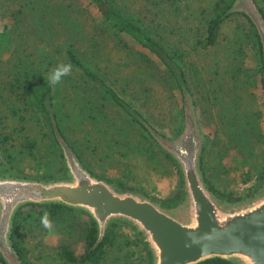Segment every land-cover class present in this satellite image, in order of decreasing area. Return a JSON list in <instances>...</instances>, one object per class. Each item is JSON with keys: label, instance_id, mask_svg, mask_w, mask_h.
<instances>
[{"label": "rangeland", "instance_id": "374dc122", "mask_svg": "<svg viewBox=\"0 0 264 264\" xmlns=\"http://www.w3.org/2000/svg\"><path fill=\"white\" fill-rule=\"evenodd\" d=\"M115 2L143 20L163 46L164 57L107 28L88 0H0V132L9 134L2 145L5 151L0 148V173L42 177L44 161L52 167L51 160L61 147L52 145L49 120L36 102L28 109L22 102L19 105L15 90L23 89L18 83L31 82L39 92L38 77L47 79L57 64L67 63L65 49L73 46L90 68L164 134L158 135L159 141L150 138L103 95L94 80L73 67L72 75L52 88L51 103L70 144L99 164L92 166L95 172L123 178L172 214L185 215L182 206L187 197H182L180 175L165 157L162 142L177 140L185 126V102L166 61L173 68L181 67L191 93L187 106L200 136L199 166L201 162L218 189L233 188L240 197L234 202L254 195L264 185V174L258 178L255 171L263 160L264 145L255 138L247 144L246 134L243 143L231 139L233 131L247 125L244 118L250 114L264 133V92L253 70L249 23L238 13L242 10L255 17L252 2L235 0L233 12L219 24L213 43L205 38L214 0ZM255 2L264 8V0ZM255 12L260 15L257 8ZM28 141L33 142L32 148ZM247 157L255 165L244 180L243 173L252 167L250 161L245 162ZM215 195L225 197L219 192ZM50 218L52 231L34 219L17 230L29 264H66L60 253L64 239L76 255L86 246L80 233L88 216L61 212ZM118 245L115 241L107 246L99 264H115ZM8 262L17 264V259Z\"/></svg>", "mask_w": 264, "mask_h": 264}, {"label": "water", "instance_id": "95a60500", "mask_svg": "<svg viewBox=\"0 0 264 264\" xmlns=\"http://www.w3.org/2000/svg\"><path fill=\"white\" fill-rule=\"evenodd\" d=\"M250 2L264 59V21ZM185 109V132L175 141L162 139L181 164L187 190L184 216L172 214L143 192L118 187L92 174L57 132L66 176L40 179L0 173V250L7 260L17 259L10 240L16 207L25 202L54 201L84 210L95 220V245L111 221L130 222L147 241L151 264H194L214 256L238 264H264V185L240 202L218 198L201 174L200 139L190 108Z\"/></svg>", "mask_w": 264, "mask_h": 264}, {"label": "trees", "instance_id": "16d2710c", "mask_svg": "<svg viewBox=\"0 0 264 264\" xmlns=\"http://www.w3.org/2000/svg\"><path fill=\"white\" fill-rule=\"evenodd\" d=\"M90 3L94 5L98 13L102 16L105 21L106 27L112 30L117 34H123L130 37L133 41L138 43L140 46L144 48H148L150 50L156 51L159 55L163 52V46L159 43V40L151 35L149 29L145 27L143 20H140L138 17H133L125 10H122L115 2V0H88ZM253 2L256 5V8L260 15L264 20V8L263 6H259L256 4L255 0ZM235 0H214L212 4V16L207 20V27H206V38L205 40L208 43H213L215 41L217 35V29L219 24L228 17L233 12V5ZM259 3V0H257ZM242 16L246 17V21L249 23L248 29L250 31L248 38L250 42V51L253 53V70L258 78L259 84L262 86L264 92V59H263V46L262 41L260 38L259 31L256 27V24L253 22L252 18L246 14L242 10H238ZM1 38V33H0ZM161 50V52H160ZM65 59L67 63H71L73 67L79 69L86 77L95 81L101 89L103 90V95L108 97L115 105L120 107L125 111V113L134 120L137 124L141 126V128L149 135L150 138H153L159 141L158 135L164 137V134L160 132L152 123H150L137 109L130 105V103L125 100L105 79L99 75L95 70L90 68L83 59L79 56L78 52L73 46H68L65 49ZM164 61V59H162ZM165 65L166 68L171 69L172 76L174 81L176 82L177 86L180 88V93L182 100L191 98V93L189 88L187 87L185 76L181 70V67L177 65L176 68H173L172 65L166 61ZM177 69V70H176ZM42 68L38 73H41ZM27 81V80H26ZM252 81L253 78H252ZM38 85L41 86L39 92L36 91V86L28 82L27 84H19L21 88L16 87V94L19 96L18 100L19 105L22 102L23 108L28 109L29 107L33 106L36 102L37 105L42 108L45 116L49 120V125L52 133V145L57 149L58 146L61 147L60 142L57 137V132L60 136L68 143V145L74 150L76 156L80 160L81 164L84 163L92 174L104 178L118 187L121 188H128L133 189V186L129 184L126 180L119 177H114L113 175H104L102 173L95 172L92 168L94 165H99L92 162V158L87 154H83L80 151H77L75 147L70 144V142L65 137V132L62 127L61 123V116L54 110L52 107L51 99L53 97L52 87H49L47 79L43 77H38ZM57 87V86H56ZM57 89V88H56ZM264 103V102H263ZM33 108V107H31ZM30 108V109H31ZM254 114H250L245 117L246 126H242V128H237L235 131L231 133V139L236 142H245L244 135L246 134V143L253 144V138L260 139L262 144L264 145V133L258 128V122H254ZM22 116H20L21 118ZM244 124V120L242 121ZM232 126V124H230ZM9 137V134L6 132H0V148L2 147L5 151L6 147L2 145L5 144V140ZM27 145L31 148L33 147V142H27ZM252 147V146H251ZM165 157L169 160V162L174 165L177 169V172L181 178V186H182V197L184 196V192L186 193L187 190L185 188V181L182 177V169L181 164L178 159L168 150L164 152ZM54 158L52 161V167L50 166L49 161H44V171L42 173V177H32V178H56V177H63L67 175L66 165H65V158L63 154V150H61L54 154ZM6 158H11L10 155H7ZM201 160V157H200ZM253 158L249 159L246 158L245 162H251L252 167L250 171L243 173L244 180L248 179L249 176L252 174L253 165L255 162L252 161ZM83 165V164H82ZM17 169L21 170L17 164H14ZM200 169L203 179L206 185L214 192V193H221L222 196H225L224 199L227 201H236L240 199V197L234 193L232 187L225 186L224 189H218L215 184L211 181V179L207 176L205 171L203 170V166L200 162ZM64 170L62 175H56L57 173ZM257 177L261 178L264 174V157L261 160L260 165L258 166ZM2 174H10L20 177H31L27 175H17L13 173H2ZM144 193V192H143ZM181 193V192H180ZM179 193V194H180ZM147 196V193H145ZM152 198V196H150ZM154 198V197H153ZM155 200V198H154ZM47 211L50 214V217L54 216L56 213L66 212V213H73V212H81L88 216L87 221H83L81 226V233L80 235L86 242V246L84 247L83 251L76 255L69 245L66 243L64 239L60 245V253L61 258L63 259L64 263L66 264H99L102 261V258L105 256V252L107 246H111L115 241L119 243L118 245V252H117V259L115 264H151L152 257L150 248L148 246L147 241L144 239L142 233L130 222L125 220H113L111 221L105 229V232L100 240V242L95 245L97 235H98V228L96 225L95 220L84 210L79 208H75L73 206H68L63 202H25L20 204L14 210L11 220V231H10V240L14 249V252L17 255V264H29L27 258V248L23 241L18 239L17 237V230L20 226L24 223H30V220H40L41 216H43L44 212ZM128 229H131V233ZM69 234V231L67 230ZM132 245L136 248L134 249ZM125 252H121L124 250ZM121 249V250H120ZM134 254V255H133ZM137 258V261H135ZM0 264H9L7 258L0 250ZM194 264H238L236 261L214 256L210 258H206Z\"/></svg>", "mask_w": 264, "mask_h": 264}, {"label": "clouds", "instance_id": "9594fccd", "mask_svg": "<svg viewBox=\"0 0 264 264\" xmlns=\"http://www.w3.org/2000/svg\"><path fill=\"white\" fill-rule=\"evenodd\" d=\"M73 73V66L71 63H59L57 66L48 74L47 82L49 87L55 88L57 85L62 84L65 77L71 76ZM41 225L52 231L54 228L53 221L50 218V214L45 211L43 216L40 218Z\"/></svg>", "mask_w": 264, "mask_h": 264}, {"label": "flooded vegetation", "instance_id": "af4514ba", "mask_svg": "<svg viewBox=\"0 0 264 264\" xmlns=\"http://www.w3.org/2000/svg\"><path fill=\"white\" fill-rule=\"evenodd\" d=\"M187 99H189V98L187 97L186 99H184V102H185V103H184V105H185L184 107H185V108L188 107V106H187V105H188L187 103L189 102V100H187ZM186 100H187V101H186ZM185 111H186V109H185ZM185 111H184V116H185ZM193 117H194V116H193ZM194 120H195V119H194ZM195 125H196V123H195ZM196 129H197V126H196ZM185 130H186V117H185V126H184V129H183L182 134L185 132ZM197 132H198V131H197ZM182 134H181V135H182ZM181 135H180V136H181ZM180 136H179V137H180ZM198 136H199V133H198ZM179 137H178V138H179ZM178 138H177V139H178ZM199 139H200V136H199ZM200 142H201V141H200ZM166 149H167V148H166ZM171 153H172V152H171ZM184 195H185V198H186V193H185Z\"/></svg>", "mask_w": 264, "mask_h": 264}]
</instances>
